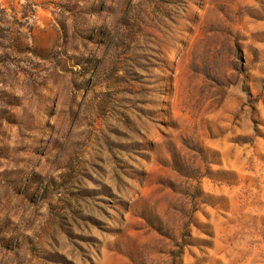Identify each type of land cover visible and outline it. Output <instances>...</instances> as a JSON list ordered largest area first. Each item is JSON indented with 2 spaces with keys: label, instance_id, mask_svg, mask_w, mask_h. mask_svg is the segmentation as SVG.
<instances>
[{
  "label": "rangeland",
  "instance_id": "374dc122",
  "mask_svg": "<svg viewBox=\"0 0 264 264\" xmlns=\"http://www.w3.org/2000/svg\"><path fill=\"white\" fill-rule=\"evenodd\" d=\"M0 264H264V0H0Z\"/></svg>",
  "mask_w": 264,
  "mask_h": 264
}]
</instances>
